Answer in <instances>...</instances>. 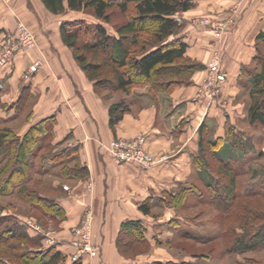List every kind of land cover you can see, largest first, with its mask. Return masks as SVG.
Here are the masks:
<instances>
[{"label": "crops", "instance_id": "obj_1", "mask_svg": "<svg viewBox=\"0 0 264 264\" xmlns=\"http://www.w3.org/2000/svg\"><path fill=\"white\" fill-rule=\"evenodd\" d=\"M69 12L75 13L68 11L61 15ZM50 16L57 15L42 0H0V49L6 37L16 32L20 20L29 24L32 18ZM200 16H209V25L195 26L193 21ZM229 16L235 22L222 38L227 22L219 21ZM182 18L189 24L178 37L182 36L188 45L187 56L202 63V69L193 73L187 86L177 88L169 96H159L143 108L146 103L141 97H130L129 110L115 130L110 125L111 104L98 97L84 72L61 47L55 48L54 58L46 48L22 50L0 74L4 86L0 89V106L9 105L7 112L11 115L15 114L12 105L20 98L27 99L26 108L36 98L35 106L31 107L33 117L18 135L23 136L34 124L56 115L54 142L66 140L67 149H73L71 165L81 163L89 169L85 183H75L68 196L57 198L66 219L65 229L58 234L54 245L67 257L76 251L70 245L75 239L70 228H75L91 213L94 240L100 247L104 264L114 261L127 264L116 248L122 224L142 220L151 241L147 215L140 206L148 199L161 204V199L173 193L174 184L192 176L195 171L189 167L199 152L200 127L205 124L221 139L248 132L237 122L245 119L248 122L251 77L253 72L261 71L264 60V0H196L194 7L182 12ZM217 30H222L218 32L219 37ZM41 35L50 41L44 30ZM46 54L47 59L43 58ZM215 54H219L228 78L220 99L212 103L198 95L208 75V63ZM39 59L42 64L38 72L26 80L24 73ZM5 113L0 116L2 122L13 118ZM231 127L235 128L234 132H229ZM141 134L146 136V147L156 157L148 170L138 164H118L105 149L115 139ZM182 186L189 187L184 183ZM117 255L119 258L113 259ZM92 261L89 257L84 259L86 264Z\"/></svg>", "mask_w": 264, "mask_h": 264}, {"label": "trees", "instance_id": "obj_2", "mask_svg": "<svg viewBox=\"0 0 264 264\" xmlns=\"http://www.w3.org/2000/svg\"><path fill=\"white\" fill-rule=\"evenodd\" d=\"M196 0H42L45 7L54 15H61L68 11H92L93 14L106 22L109 20L108 10L117 6L122 13L130 15L131 19L125 24L117 26L116 34L110 35L102 26L96 27L97 39L89 42V28L84 22L60 25L63 42L72 49L73 56L86 78L93 84L94 91L109 90L123 92L127 95L133 90L150 85L157 91L174 90L178 84H188L194 72L202 69V65L186 57L188 45L182 36L178 37L181 24L176 17L189 11ZM81 33V35H80ZM79 39L82 42H79ZM250 96L252 102L248 110V120L251 125L264 126V60L262 69L253 72L251 77ZM19 101V100H18ZM12 105V109L18 105ZM7 110L6 104H1ZM24 107V106H23ZM22 107V108H23ZM129 105L125 101L110 106V125L113 130L125 113ZM57 116L47 117L34 124L23 135L19 136L7 127L0 128V160L4 165L0 171V193L4 195L17 192L28 203L35 201L43 206L44 214L51 218L66 219L64 208L57 198L38 196L30 187L31 173L36 169L43 174L55 167H60V176L67 178L87 177L88 168L82 165H71L70 159L74 155L73 149H67L66 140L54 142V128ZM235 128H229V132ZM199 152L193 157V165L198 177L205 184L211 194V203L221 211L233 207L238 199L237 175L243 170V158L254 154L255 146L249 143L246 135L235 133L226 139L216 138L212 129L203 124L199 129ZM47 144H45V142ZM58 149V150H57ZM48 150V153L42 152ZM41 153V154H40ZM240 153L241 156H236ZM211 155L218 165V175L212 170ZM262 156V152L259 156ZM215 168V167H213ZM252 179L256 185L264 183V166L252 171ZM200 191L194 184L188 188L181 187L177 195L161 199V204L181 207L187 194ZM249 195L255 196L257 191L251 190ZM141 211L151 214V200L148 199L140 206ZM246 211V210H245ZM240 215L248 226L241 227L233 244L227 248V253L242 254L249 251L264 249V223L257 228L249 226L251 214L247 211ZM262 213L254 216L262 220ZM257 217V218H256ZM261 217V218H260ZM0 218V252L8 251L15 255L21 264H65L67 256L58 250L56 245L44 248L39 235H32L28 227L12 219ZM178 219L172 223L178 228ZM232 233L236 232L231 230ZM183 234L190 235L185 232ZM136 239V244L150 246L147 229L142 220H128L121 226L122 237ZM39 237V238H38ZM122 245L123 253L134 244L128 242ZM19 243H14L13 240ZM37 245V246H36ZM20 246L27 248L22 251ZM36 246V247H35ZM9 247V248H8ZM16 249H19V253ZM14 252V254H12ZM80 260L76 264H83ZM0 264H4L0 260ZM12 264V263H8ZM159 264V263H158ZM160 264H194L192 262H168Z\"/></svg>", "mask_w": 264, "mask_h": 264}, {"label": "rangeland", "instance_id": "obj_3", "mask_svg": "<svg viewBox=\"0 0 264 264\" xmlns=\"http://www.w3.org/2000/svg\"><path fill=\"white\" fill-rule=\"evenodd\" d=\"M231 10L233 12L232 7ZM108 15V22L97 18L90 10L75 13L69 12L65 15L50 16L49 18H32L33 21L29 24H26L23 20L20 21H23L36 35L35 50H42L43 48L49 49L48 53L51 54L50 57L54 58L53 54L56 52L55 48L61 47V49L66 50L67 56L72 57L74 62L77 64L74 59L72 49L67 47L61 38L60 25L63 22H66L71 28L72 23L76 24L84 22V25L89 28V42H95L97 39L96 27L98 25H102L110 35H115V28L125 24L129 19H131L130 15L122 13L117 6L110 8L108 10ZM207 18H209V16L197 17L193 21L197 25H191L200 27L204 26V24L209 25L210 22ZM176 19L182 26L179 31V34H181L184 30H187L189 23L183 20L182 13H180ZM230 21L232 23H230ZM219 22L224 24L227 22V27L225 29L226 32L224 31L222 33L223 38L228 35L230 31V24L235 22V18H231L229 16V18L220 20ZM42 30L49 35L48 38L50 41H48L47 38L42 37ZM219 31L222 30L216 31V35L218 37L221 35L220 33L218 35ZM79 42L81 43L82 40L79 39ZM4 45L5 41H3L1 46L3 47ZM186 57L191 59L187 56V54ZM217 57L220 58L219 54H215L212 57L208 63L207 70L211 62ZM43 58L47 59V54ZM41 60L42 59H39L37 62H41ZM191 60L193 61V59ZM46 61L49 63V60ZM194 62L198 63L196 60H194ZM198 64L203 66L202 63ZM182 86H187V84H178L174 90H169V92L164 90L157 91L150 85L135 89L129 95L123 92H112L109 90L94 92L103 102L108 101L111 105L121 101H125L128 104L130 97L136 99L141 97L146 103L143 104L144 106L141 105L143 108L155 102L159 96H169L177 88ZM33 99L34 100L30 101L29 108H26L27 99L24 96L20 98L18 105L14 107L15 114L13 115H11L10 112H7L8 110L0 106V116H2L5 112H7L5 113L6 116H13V118L7 122H2L0 119V128L7 126L11 128L15 134H22V131H24V129L22 130V127L33 117L31 107L35 106L36 98ZM248 102L251 103V100ZM237 123L241 125L244 130L248 131H245L246 138L247 140H250L249 143L254 144L255 152L254 154L247 155L241 161L243 163V170L236 177L238 199L235 205L233 207H229L226 211H221L215 207L214 204L211 203L210 192L206 188L205 184H203V182L199 179L197 175L198 173H196L194 165L192 164L191 167H189V170L193 172L194 168L195 172L188 179L186 178L184 181H179L177 184H174L173 193L177 195L184 183L189 187L194 184V186L200 191V195L195 193L187 194L186 199L179 208L174 207V205L165 206V204H158L157 201L151 203V214L145 218L151 240L150 246H143L140 244L137 245L135 243L136 239L128 238L123 235L121 248L120 245H117L116 247L118 254L124 258V261H126L127 264H160L168 262H192L194 264H264V249L249 251L242 254L227 253V248L231 247L237 234L242 232L241 227L248 226L246 224V220L240 216L244 214L245 210L248 214H251V220H248L249 226L251 225L253 228H257L259 225L264 223V183L262 185H256L257 183L255 184V182H257V180L251 178L252 171L254 169L264 166V126H251L249 120L247 122L246 119L245 122H241V120H239ZM47 142L48 141H46L45 144H47ZM146 150L153 155V152L148 150V147H146ZM42 152L48 153V150H43ZM261 152L263 155L259 156V153ZM236 156H241V154L238 153ZM209 157L211 158V164L215 167H212V170H214L215 174L218 175V165H216L217 161L211 155H209ZM154 158L156 157L154 156ZM3 165L4 161L0 160V171ZM73 165L80 166L81 163H72V166ZM35 170L38 172L33 171L31 173V180L29 181L30 187L36 191V194L39 197H45L47 195L54 197V199L68 196L71 191V186L75 183L77 184L78 182L85 183L89 177H78L76 180H71V178L64 176L61 177L59 166L49 172H46V174H42L39 169L35 168ZM1 175L2 174H0V181L2 179ZM251 190L257 191L258 194L255 196L249 195L248 193ZM260 213L263 215L262 220L259 218L255 220L254 216H258L256 214L260 215ZM1 217L7 219V222L5 221L4 224L8 225V222H11L12 219H16L19 221L20 225L25 226V228L28 227V230L32 235H39L43 244L41 248H47L56 244L58 240L57 237L59 236L58 234L65 229L64 220L51 218L45 215L42 205L36 201L34 203H28L25 199L18 195L17 192L8 195L0 193V218ZM85 217L86 216L82 218L80 224L75 228H70L72 234L75 233L77 228L83 225ZM173 219L179 220L178 228H175L173 225ZM93 221L94 218L92 217L91 234L93 243L96 244L94 240L95 231ZM2 226L0 229L3 230ZM231 230H234L236 234L232 233ZM185 232L191 234V236L183 234ZM120 234L121 230L118 233L117 241ZM127 238L128 242H132L134 245L129 247L126 253H123L122 245L127 243ZM13 242L19 243L18 240L15 239ZM20 249H23L22 251L27 250V248H24L23 246H20ZM16 250L18 251L17 253H19V249ZM100 251L99 247L96 256L89 257L93 260L91 264H104L103 255H101ZM10 254L11 253H8V251L0 252V260H2L4 264H21L17 261L15 255L9 256ZM12 254H14V252ZM74 254L75 252L67 257L65 264L77 263V261L73 260ZM119 255L113 259H118ZM116 263L117 262L115 261L113 262V264Z\"/></svg>", "mask_w": 264, "mask_h": 264}, {"label": "built area", "instance_id": "obj_4", "mask_svg": "<svg viewBox=\"0 0 264 264\" xmlns=\"http://www.w3.org/2000/svg\"><path fill=\"white\" fill-rule=\"evenodd\" d=\"M36 35L23 21L18 22L15 33L6 37L5 45L0 49V74L13 61L15 55L22 51L35 48ZM42 62H35L24 73V78L29 80L34 76ZM228 75L222 70L220 59L215 58L208 67V75L201 85L198 98L216 102L220 99ZM1 79V78H0ZM4 86L0 82V89ZM146 136L138 135L131 139H117L108 144L107 153L118 164H138L143 169H150L156 162V158L146 150ZM92 214L86 215L83 225L75 230V239L70 243L75 248L73 260L79 262L85 257H94L98 253L99 246L92 239Z\"/></svg>", "mask_w": 264, "mask_h": 264}]
</instances>
